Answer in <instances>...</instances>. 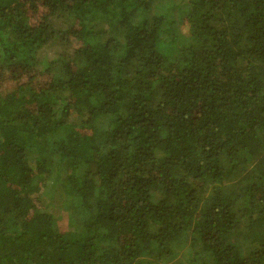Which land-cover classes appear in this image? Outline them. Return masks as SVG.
Segmentation results:
<instances>
[{"label": "trees", "instance_id": "1", "mask_svg": "<svg viewBox=\"0 0 264 264\" xmlns=\"http://www.w3.org/2000/svg\"><path fill=\"white\" fill-rule=\"evenodd\" d=\"M0 264H264V0H0Z\"/></svg>", "mask_w": 264, "mask_h": 264}]
</instances>
